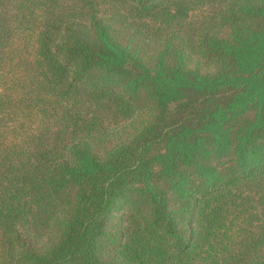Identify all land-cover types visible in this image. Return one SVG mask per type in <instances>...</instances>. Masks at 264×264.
Here are the masks:
<instances>
[{"label":"trees","instance_id":"trees-1","mask_svg":"<svg viewBox=\"0 0 264 264\" xmlns=\"http://www.w3.org/2000/svg\"><path fill=\"white\" fill-rule=\"evenodd\" d=\"M261 217L264 0H0V264H264Z\"/></svg>","mask_w":264,"mask_h":264},{"label":"rangeland","instance_id":"rangeland-1","mask_svg":"<svg viewBox=\"0 0 264 264\" xmlns=\"http://www.w3.org/2000/svg\"><path fill=\"white\" fill-rule=\"evenodd\" d=\"M215 2L217 1V0H214ZM237 1H240V0H237ZM242 1H244V0H242ZM249 2H255V1H257V0H248ZM192 4H194V2L192 3ZM195 6V5H194ZM198 9H200V8H198V6H197V9L196 10H198ZM194 14H196V12H194ZM107 147H110V146H108V141H106V142H104V143H102V145H99V146H97V151L101 154L102 153V151L105 149V148H107ZM127 204V203H126ZM125 203H122V205H120V207H122V209H124L125 207H127V205H126ZM128 208V207H127ZM122 210H120L119 212H116L114 215H113V218H112V221L110 222V225H111V228L112 227H115V226H117L118 224H119V215H120V212H121ZM260 216V215H259ZM261 218H264V217H261Z\"/></svg>","mask_w":264,"mask_h":264}]
</instances>
